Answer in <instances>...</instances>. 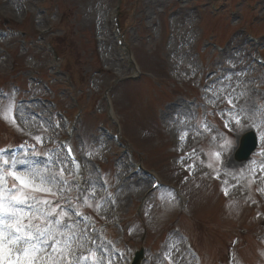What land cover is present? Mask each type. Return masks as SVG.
Listing matches in <instances>:
<instances>
[{
    "label": "rangeland",
    "instance_id": "rangeland-1",
    "mask_svg": "<svg viewBox=\"0 0 264 264\" xmlns=\"http://www.w3.org/2000/svg\"><path fill=\"white\" fill-rule=\"evenodd\" d=\"M260 56L264 0H0V113L12 103L15 116H0V149L16 148L0 157L57 174L63 164L67 183L49 197L70 216L61 264H123L139 251L140 264H264ZM250 130L259 147L239 162ZM68 135L85 189L59 143ZM137 162L183 198L148 195Z\"/></svg>",
    "mask_w": 264,
    "mask_h": 264
},
{
    "label": "snow or ice",
    "instance_id": "snow-or-ice-1",
    "mask_svg": "<svg viewBox=\"0 0 264 264\" xmlns=\"http://www.w3.org/2000/svg\"><path fill=\"white\" fill-rule=\"evenodd\" d=\"M13 109L14 105L10 103L0 116L15 124ZM235 122L240 123L239 120ZM34 139L42 142L41 137ZM4 151L0 149V152ZM67 151L71 156L70 147ZM28 163L16 157H0V264H61L65 259V248L73 240L72 234L65 236L71 225H66L64 218L70 219V216L67 209L50 202L49 197L59 198L54 189L67 183L62 179L64 167L61 164L59 174L48 168L19 167ZM92 255L94 253H89ZM88 259L81 257L78 264H85ZM67 264H71L70 256Z\"/></svg>",
    "mask_w": 264,
    "mask_h": 264
},
{
    "label": "water",
    "instance_id": "water-1",
    "mask_svg": "<svg viewBox=\"0 0 264 264\" xmlns=\"http://www.w3.org/2000/svg\"><path fill=\"white\" fill-rule=\"evenodd\" d=\"M258 136L253 132L250 131L245 134L243 137L240 149L237 151L235 157H237L238 161H245L248 160L251 154L256 150L258 147ZM143 257V253H139L137 257V262L140 261Z\"/></svg>",
    "mask_w": 264,
    "mask_h": 264
},
{
    "label": "bare ground",
    "instance_id": "bare-ground-1",
    "mask_svg": "<svg viewBox=\"0 0 264 264\" xmlns=\"http://www.w3.org/2000/svg\"><path fill=\"white\" fill-rule=\"evenodd\" d=\"M105 32H106L105 27H104V28H101V35L104 36V34H105V36H106L105 39H107L108 41H110V40H109V37H107V33H105ZM109 48H110V50H111V47H109ZM108 61H110V58L108 59ZM115 61H116V63H118L117 60H115ZM111 64L113 65V59H112ZM25 117H26V116H25ZM32 122H33V121H32ZM32 122H31V123H32ZM129 186H130V185H129ZM129 186H128V187H129ZM122 187H124V184H123V183H122V185H121L119 188L121 189ZM130 193H131V192H130ZM78 228H80L79 225H78ZM81 230H82V229H81Z\"/></svg>",
    "mask_w": 264,
    "mask_h": 264
}]
</instances>
